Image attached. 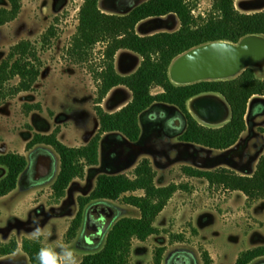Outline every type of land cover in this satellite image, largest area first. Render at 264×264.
Returning a JSON list of instances; mask_svg holds the SVG:
<instances>
[{
    "label": "rangeland",
    "instance_id": "1",
    "mask_svg": "<svg viewBox=\"0 0 264 264\" xmlns=\"http://www.w3.org/2000/svg\"><path fill=\"white\" fill-rule=\"evenodd\" d=\"M143 1L101 0L100 7L105 12L126 13ZM188 1L196 18L209 17L215 2ZM83 2L22 0L19 16L0 26V62L10 47L22 39L36 42L44 62L35 89L8 97L0 106V154L18 152L28 159L18 187L0 198V247L13 240L19 243L14 254L0 256V264H31L22 243L25 239H33L29 234L37 227L42 230L39 241L56 251H59V245H68L79 263L85 255L102 249L110 227L123 217H140L141 210L125 203L123 197L95 200L86 206L77 235L69 239L67 233L79 211V198L93 191L101 173H124L135 177V169L144 158L151 160L158 186L176 183L184 188L174 194L158 216L155 225L162 232L146 241L133 239L131 264H154L155 253L161 247H164L163 264H235L242 252L263 246L264 199L247 202L243 192H225L211 187L206 179L186 175L183 167L215 169L226 166L242 174L249 168L254 169L264 152L261 130L264 128V107L260 116L251 113L249 129L236 147L219 150L181 141L180 133L185 125L177 119L180 110L173 105L156 103L141 117L143 132L138 142L126 140L119 132L105 134L100 144L99 164L86 166L84 178L75 179L64 197L54 195L53 183L61 168L60 155L44 144L28 149V142L37 132L49 134L59 128L61 141L79 147L91 140L100 124L93 108L98 85L93 71L102 69L106 44H97L90 58L82 62L69 52ZM235 5L241 12L252 13L264 9V0H236ZM0 7L9 8L10 3L0 0ZM51 25L55 26L57 35L49 46L42 48L41 36ZM180 27L178 17L169 15L145 20L138 25L137 31L148 35L175 31ZM131 55L127 50L117 53L115 65L119 73L131 74L140 66L142 61L138 63V58ZM253 68L259 77L264 75V67ZM18 81L16 78L12 83ZM121 87L114 92V97L119 100L117 103L114 98L106 101L108 95L104 99L103 107L107 111L116 112L132 100V91ZM162 90L156 87L153 92ZM205 99L218 103V112L212 120L204 119L195 109L198 101ZM27 103H40L41 109H28ZM188 106L204 125L218 127L228 120L229 107L220 94H203L191 100ZM209 111H212L211 107ZM159 116L169 117L170 122ZM44 152L52 156L51 173L36 180L38 173L32 163ZM3 174L4 170L0 176ZM134 194L143 195L144 191ZM96 210L102 213V218L107 216L110 220L104 231L93 227L94 220L90 215ZM87 222L90 225L88 232ZM99 233L101 237L96 241L93 235ZM251 264H264V257Z\"/></svg>",
    "mask_w": 264,
    "mask_h": 264
},
{
    "label": "trees",
    "instance_id": "2",
    "mask_svg": "<svg viewBox=\"0 0 264 264\" xmlns=\"http://www.w3.org/2000/svg\"><path fill=\"white\" fill-rule=\"evenodd\" d=\"M101 0H84L79 12V24L73 36L71 55L78 61L90 58L92 49L99 43L106 44L102 69L94 70L98 82L94 98V110L99 128L91 140L82 146L72 147L58 137L60 129L52 133H35L28 142L31 149L38 144L53 147L60 155L61 168L53 183L54 195L65 196L71 183L84 178L86 166H95L100 160V144L105 134L119 132L123 138L138 142L142 137L140 117L154 104L176 106L177 119L185 125L180 140L211 149L227 150L235 146L248 130V113L252 98L264 97V78L249 67L240 75L229 79L202 80L191 84H176L170 77L174 60L188 50L215 41L238 43L247 35L264 36V9L247 13L236 8V0H215L213 11L207 18H196L188 0H145L126 13L105 12ZM10 7H0V26L15 20L22 10V0H8ZM176 15L181 27L175 31H161L142 35L138 25L151 18ZM57 31L54 25L41 36L42 48L51 44ZM41 48V49H42ZM120 50H130L142 56L137 70L123 75L116 69L115 58ZM44 62L36 42L22 39L10 47L0 62V106L8 97L33 91L42 74ZM16 78L19 81L13 84ZM125 86L132 91V100L116 112L103 107L110 91ZM163 90L154 93L153 89ZM220 94L230 108V118L222 126L210 127L201 123L190 111L188 103L203 94ZM28 109H41L40 103H27ZM264 133V128H261ZM28 159L18 152L0 154V198L14 191L27 168ZM186 175L204 178L211 187L225 192L241 191L247 202L264 199V153L252 174H241L233 168L221 166L203 169L192 165L183 167ZM157 173L149 158H144L135 169V177L124 173H101L93 191L79 198L80 208L67 236L74 238L84 218L85 208L95 200H118L141 210L140 217H123L107 231L105 245L99 251L85 255L79 264H131L133 239L146 241L162 231L155 225L158 216L167 207L174 194L184 188L176 183L167 186L156 184ZM142 190L143 195L134 194ZM49 247L39 240L25 239L24 252L31 264H38L37 253ZM19 248L17 240L0 247V256L14 254ZM164 247L157 250L154 264H163ZM264 257V245L242 252L235 264H251ZM209 264V263H208Z\"/></svg>",
    "mask_w": 264,
    "mask_h": 264
},
{
    "label": "water",
    "instance_id": "3",
    "mask_svg": "<svg viewBox=\"0 0 264 264\" xmlns=\"http://www.w3.org/2000/svg\"><path fill=\"white\" fill-rule=\"evenodd\" d=\"M263 58L264 36L252 34L238 43L221 40L194 47L174 60L170 74L172 81L176 79L179 84L229 79L237 77L249 67H255L253 65ZM210 107L212 111H209ZM195 109L204 119L212 120L211 117L218 112V103L211 99L201 100ZM41 157H44V162L37 172L38 177L44 178L51 173L52 156L44 152Z\"/></svg>",
    "mask_w": 264,
    "mask_h": 264
},
{
    "label": "clouds",
    "instance_id": "4",
    "mask_svg": "<svg viewBox=\"0 0 264 264\" xmlns=\"http://www.w3.org/2000/svg\"><path fill=\"white\" fill-rule=\"evenodd\" d=\"M33 239H39L42 230L37 227L29 234ZM38 264H79L75 252L68 245H59V251L50 247H42L37 253Z\"/></svg>",
    "mask_w": 264,
    "mask_h": 264
},
{
    "label": "crops",
    "instance_id": "5",
    "mask_svg": "<svg viewBox=\"0 0 264 264\" xmlns=\"http://www.w3.org/2000/svg\"><path fill=\"white\" fill-rule=\"evenodd\" d=\"M121 51V50H120ZM128 52H131L133 55H131V56H135L136 58H138V63L139 62H141L142 61V56H140L139 54H136L135 52H132V51H130V50H127ZM117 55V54H116ZM141 58V59H140ZM141 64V63H140ZM262 78H264V75L262 76ZM174 82V81H173ZM175 83V82H174ZM177 84V83H176ZM120 88H122L121 86H119ZM119 87H116V88H114V89H112L111 91H110V93L108 94V99L106 98L105 100L107 101V100H109L110 98H114V101H115V103H117L119 100L118 99H116V97H114L115 96V90H117V88H119ZM194 99V98H193ZM192 99V100H193ZM191 101V100H190ZM103 104H104V102H103ZM229 107V106H228ZM262 107H264V97H261V96H255L254 98H252V100H251V102H250V106H249V113H248V124H249V117H250V115H251V113L252 114H259V116L261 115V113H260V111H261V109H262ZM228 113H229V116H228V120H229V118H230V113H231V111H230V108H229V111H228ZM141 117H142V115H141ZM140 117V123H142V121H141V118ZM215 120H218V119H215ZM227 120V121H228ZM168 122H170V121H168ZM141 126H142V124H141ZM98 128H99V126H98ZM168 129V128H167ZM248 129H249V125H248ZM248 131V130H247ZM246 131V132H247ZM245 132V133H246ZM245 133L242 135V138L244 137V135H245ZM241 138V139H242ZM241 139H240V141L239 142H241ZM239 142L237 143V144H239ZM237 144L235 145V146H233L232 148H230V149H233L234 147H236L237 146ZM227 150H229V149H227ZM264 153V152H263ZM262 153V154H263ZM261 157V156H260ZM259 161V160H258ZM257 166V165H256ZM255 169H256V167L254 168V169H252V170H250V168L248 169V170H246L245 172H243V173H245V174H252L254 171H255ZM250 170V171H249ZM247 172V173H246ZM240 173V172H239ZM242 174V173H241ZM204 179V178H203ZM209 184V183H208Z\"/></svg>",
    "mask_w": 264,
    "mask_h": 264
},
{
    "label": "flooded vegetation",
    "instance_id": "6",
    "mask_svg": "<svg viewBox=\"0 0 264 264\" xmlns=\"http://www.w3.org/2000/svg\"><path fill=\"white\" fill-rule=\"evenodd\" d=\"M159 118H162L163 120H168L169 117H167V116H161L160 117L159 116ZM168 121H170V120H168ZM41 155H38L37 157H35V161H33V163H32L35 173L37 172V169L44 162V157H41ZM51 163H52V161H51ZM38 176H39V173H38L37 177H35L36 180L42 179V178H40ZM90 216L94 220L93 227H95L96 230H103L104 231V229L106 228V226L108 225V223H110V220L108 221V217L107 216H105L104 218H102V213L99 212V210L94 211L93 214L90 215ZM89 226H90L89 225V222H87V225H86L87 232H88ZM100 237H101L100 236V233L97 234V235H93V238H95L96 241H99Z\"/></svg>",
    "mask_w": 264,
    "mask_h": 264
},
{
    "label": "bare ground",
    "instance_id": "7",
    "mask_svg": "<svg viewBox=\"0 0 264 264\" xmlns=\"http://www.w3.org/2000/svg\"><path fill=\"white\" fill-rule=\"evenodd\" d=\"M253 66H255V67H264V58L263 59H261V60H259L257 63H255ZM175 79V78H174ZM175 81V83H177V84H179L178 82H177V80L175 79L174 80ZM203 102V101H202Z\"/></svg>",
    "mask_w": 264,
    "mask_h": 264
},
{
    "label": "built area",
    "instance_id": "8",
    "mask_svg": "<svg viewBox=\"0 0 264 264\" xmlns=\"http://www.w3.org/2000/svg\"><path fill=\"white\" fill-rule=\"evenodd\" d=\"M192 12H193V14H195V10H194V9H193V11H192Z\"/></svg>",
    "mask_w": 264,
    "mask_h": 264
}]
</instances>
